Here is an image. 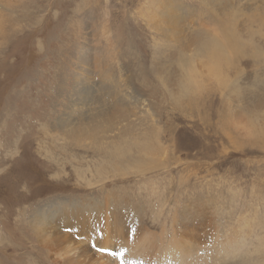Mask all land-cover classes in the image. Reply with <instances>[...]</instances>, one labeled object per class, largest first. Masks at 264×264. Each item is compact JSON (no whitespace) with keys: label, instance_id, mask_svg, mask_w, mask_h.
Here are the masks:
<instances>
[{"label":"rangeland","instance_id":"rangeland-1","mask_svg":"<svg viewBox=\"0 0 264 264\" xmlns=\"http://www.w3.org/2000/svg\"><path fill=\"white\" fill-rule=\"evenodd\" d=\"M146 238L264 264V0H0V264Z\"/></svg>","mask_w":264,"mask_h":264},{"label":"bare ground","instance_id":"bare-ground-1","mask_svg":"<svg viewBox=\"0 0 264 264\" xmlns=\"http://www.w3.org/2000/svg\"><path fill=\"white\" fill-rule=\"evenodd\" d=\"M159 2H160V0H156V4H158ZM163 8H165V7H163ZM159 12H160L161 15L166 14V11H164V9H160ZM114 120H116V118L114 119V116L111 115L109 118H105L103 121H101V122H99L97 124H92V125L89 126V128H86V129L79 128L78 126H76L74 124L75 126L70 127V128H74L75 130L74 131L71 130V132L68 133V136L69 137H75L79 130L82 131L84 135L87 134V135H92L93 136V135L99 134V133L102 132V129H104L106 131L109 130L110 127L114 124ZM89 122L91 123L92 121H89ZM60 205L64 206V205H67V203L66 202H62V203H60ZM74 207L71 208V209H74ZM92 207H93V209H95L97 207V205H93ZM54 208L55 209H53V211H50V214L58 217L60 220L62 218H64V217L70 216V214H71V211L69 209H67V208L60 209L61 207L58 206V205L55 206V204H54ZM111 211H114V210H111ZM86 214L89 215V213H86ZM101 214H102L101 212L97 211L93 216H96V215L100 216ZM106 215H107V213H106ZM39 217H41L42 220H44V217L48 218V216L45 215L42 212H39ZM110 218H111V215H110ZM102 222H103L105 228H109L108 227V221H107L106 218H103V215H102ZM114 222L112 221L109 224V226H111L112 231H113L112 235L114 233L118 234V232L120 230L119 229L120 225L114 224ZM40 228H41L40 226L36 227L35 231L38 232L40 230ZM108 235H107V232H106L104 237H108ZM114 238H112V240ZM117 238H118V235H117ZM126 239H128V238H126ZM123 240H124L123 242H119V240H117V244L116 245L114 244L116 246V248L115 247L114 248H115V253H119V252L123 251L124 252V256L122 258L119 257V256H114V260L111 261V264H122V261H123V264H141V262H145L143 264H186V259L188 258V254H187V256L182 255V250H179V251L175 250V248H176V240H172V250L170 249L171 248V243H169V245H167L166 247H164V249H162V248H160V245H158V243H156L154 241L150 242V241H148L147 238L146 239H140L138 241L137 240L134 241V240H131V239H129V240L123 239ZM104 242H103V244H104ZM108 242H110V238L108 239ZM77 260H78V258L75 257V259L72 261L71 264H77L78 263ZM193 264H195V263H193ZM196 264H198V263H196Z\"/></svg>","mask_w":264,"mask_h":264},{"label":"snow or ice","instance_id":"snow-or-ice-1","mask_svg":"<svg viewBox=\"0 0 264 264\" xmlns=\"http://www.w3.org/2000/svg\"><path fill=\"white\" fill-rule=\"evenodd\" d=\"M98 250L100 252H102V253L107 252V253H109V254H111L113 256H119L121 258L124 256V252L123 251H121L119 253H114V252H110V250L109 249H106V248H99ZM122 264H123V261H122Z\"/></svg>","mask_w":264,"mask_h":264}]
</instances>
